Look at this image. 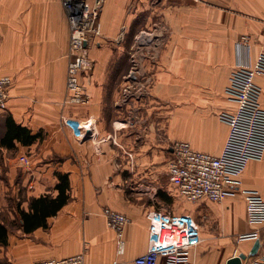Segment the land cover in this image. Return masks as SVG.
<instances>
[{
    "label": "crops",
    "instance_id": "0c3cea01",
    "mask_svg": "<svg viewBox=\"0 0 264 264\" xmlns=\"http://www.w3.org/2000/svg\"><path fill=\"white\" fill-rule=\"evenodd\" d=\"M99 23L101 35L90 49L94 66L83 77L90 100L71 104L65 101L71 30L64 1L0 0V76L13 80L0 139L8 117L42 134L32 144L0 146L6 173L0 198H16L29 211L31 198L57 193L56 172L68 173L71 183L70 200L47 225L25 232L0 218L10 224L0 263L84 253L87 264H136L150 246L155 212L185 215L198 226L201 239L191 251L197 264L250 255L256 240L238 241L252 229L244 197L192 204L170 185L168 161L176 141L222 152L229 125L221 114L236 109L227 93L231 74L264 51V0H101ZM145 30L150 37L139 41ZM257 82L264 106V78ZM23 154L29 164L19 161ZM239 178L264 196V158L250 161ZM107 207L131 218L124 252ZM158 264H167L166 257Z\"/></svg>",
    "mask_w": 264,
    "mask_h": 264
},
{
    "label": "built area",
    "instance_id": "2783aa9c",
    "mask_svg": "<svg viewBox=\"0 0 264 264\" xmlns=\"http://www.w3.org/2000/svg\"><path fill=\"white\" fill-rule=\"evenodd\" d=\"M63 1L71 30L65 101L86 104L90 97L83 77L94 66L90 49L101 35V0ZM148 34L146 30L143 31L138 37L139 41L150 37ZM137 67L135 65V69ZM258 77L264 78V51L259 53L252 66L240 65L231 74L227 93L236 102V109L221 114L229 125V133L219 155L196 150L187 141H176L168 161L170 185L188 201L196 202L206 198L212 202H221L236 194L244 197L247 222L252 229L239 234L238 241L260 240V247L255 256L247 254L242 264H264V236L259 227L264 225V197L256 189L244 188L239 178L250 161L264 158V106ZM12 82L11 77L0 76V113L8 107ZM125 95H128L127 90ZM64 123L73 127L68 117L64 118ZM89 125L86 124L79 132L81 138L87 134ZM19 161L22 164L30 163L27 154L20 155ZM158 213L155 212L152 218L150 246L135 259V263L158 264L164 256L167 264H197L191 251L201 239L198 226L185 215L161 217ZM104 214L110 227L118 234L120 252H124V231L131 218L110 207L104 209ZM33 264L87 263L84 253H78L68 257L37 260Z\"/></svg>",
    "mask_w": 264,
    "mask_h": 264
},
{
    "label": "trees",
    "instance_id": "16d2710c",
    "mask_svg": "<svg viewBox=\"0 0 264 264\" xmlns=\"http://www.w3.org/2000/svg\"><path fill=\"white\" fill-rule=\"evenodd\" d=\"M41 135L40 132L36 134L32 133L27 127L18 124L13 118L8 117L7 131L0 139V146L15 148L16 140L24 145L32 144ZM56 175L58 178V182L55 185L57 193H46L39 197L31 198L29 211L21 208L19 205L15 218L16 227L22 228L25 232H31L41 225H47V218L56 214L70 200L71 183L69 174L56 172ZM9 225L6 222H0L1 245L8 244Z\"/></svg>",
    "mask_w": 264,
    "mask_h": 264
},
{
    "label": "rangeland",
    "instance_id": "374dc122",
    "mask_svg": "<svg viewBox=\"0 0 264 264\" xmlns=\"http://www.w3.org/2000/svg\"><path fill=\"white\" fill-rule=\"evenodd\" d=\"M132 71H134V70H136L135 69V65L134 64H132ZM144 69H146L145 68V66H144ZM3 112H1L0 114H2ZM3 168H0V176L2 177V180H5V176H6V173L4 172V170H2ZM6 181V180H5ZM4 181V182H5ZM8 182V181H7ZM251 189H253V188H251ZM257 190V189H256ZM50 191H52L53 192V188H51V190ZM259 191V190H258ZM260 192V191H259ZM261 193V192H260ZM55 194V193H54ZM261 195H262V193H261ZM263 196V195H262ZM10 196H4L3 195V197H1L0 198V218L1 219H3L4 221H9L10 223H11V225L14 227V226H16L17 224L15 223V219L13 218V217H11L12 215V213H14V211H16L15 213H16V216H17V209H16V207L18 206V205H20L21 206V203L22 202H18L17 201V199L16 198H14V199H12L11 197L9 198ZM264 197V196H263ZM25 198L23 197V196H21L20 197V199H18V200H24ZM189 203V202H188ZM192 203V202H191ZM190 203V204H191ZM193 204V203H192ZM16 209V210H15ZM14 210V211H13ZM15 216V217H16ZM11 218H12V220H11ZM14 223V224H13ZM246 245V244H245ZM244 245V247H245V249H247L248 247L247 246H245Z\"/></svg>",
    "mask_w": 264,
    "mask_h": 264
},
{
    "label": "water",
    "instance_id": "95a60500",
    "mask_svg": "<svg viewBox=\"0 0 264 264\" xmlns=\"http://www.w3.org/2000/svg\"><path fill=\"white\" fill-rule=\"evenodd\" d=\"M89 132V130H88ZM260 247V240H256L253 249L250 252V255H255ZM247 257V254L240 253L239 255H234L228 259L227 264H242L243 259Z\"/></svg>",
    "mask_w": 264,
    "mask_h": 264
}]
</instances>
